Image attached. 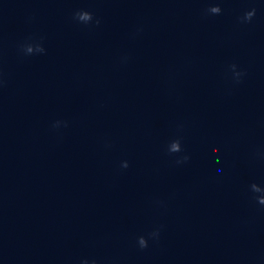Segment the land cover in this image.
<instances>
[{"label":"water","instance_id":"1","mask_svg":"<svg viewBox=\"0 0 264 264\" xmlns=\"http://www.w3.org/2000/svg\"><path fill=\"white\" fill-rule=\"evenodd\" d=\"M0 221L50 264H264V0H0Z\"/></svg>","mask_w":264,"mask_h":264}]
</instances>
